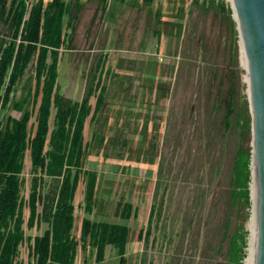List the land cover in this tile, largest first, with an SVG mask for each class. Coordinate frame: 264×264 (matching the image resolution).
I'll use <instances>...</instances> for the list:
<instances>
[{"label":"rangeland","instance_id":"obj_1","mask_svg":"<svg viewBox=\"0 0 264 264\" xmlns=\"http://www.w3.org/2000/svg\"><path fill=\"white\" fill-rule=\"evenodd\" d=\"M118 1L79 0L83 8L78 17L73 21L72 9L65 18L57 89L77 101L91 81L101 80L108 101L106 112L93 117L92 95L84 128V168L96 171L97 189L95 207L88 213L87 178L81 176L72 230L79 242L76 264L120 263L112 245L100 263L94 246H82L80 230L86 217L127 223V264H232L228 253L237 212L230 207L229 182L237 137L223 119L231 97L240 103L248 96L232 2ZM0 36L11 38L3 16ZM35 84L30 67L14 87L12 102L29 88L35 91ZM40 98L30 122L33 130ZM7 114L19 116L7 107L0 109V120ZM54 114L55 109L51 128ZM24 162L21 195L27 219L33 179L30 151ZM127 201L137 210L128 220L120 216ZM45 227L25 224L24 230L33 238ZM31 243L25 239L19 246L18 262L29 264Z\"/></svg>","mask_w":264,"mask_h":264},{"label":"trees","instance_id":"obj_2","mask_svg":"<svg viewBox=\"0 0 264 264\" xmlns=\"http://www.w3.org/2000/svg\"><path fill=\"white\" fill-rule=\"evenodd\" d=\"M82 8L79 0H0V16L8 22L11 36L10 39L0 36V109L11 107L19 113L18 117L7 114L0 120V264H24L16 259L25 239L32 240L29 264H76L79 242L72 232L76 219L74 199L83 174L87 178L86 211L91 213L96 204L97 174L95 170L84 168L87 149L84 127L92 111V95H96L93 116L106 112V87L101 80H93L77 101L57 89L59 56L66 35L65 18L75 9L74 21ZM30 67L36 79L35 91L29 88L19 100L12 102L14 87ZM39 94L40 105L33 130L30 122ZM231 98L223 125L237 137L229 182L230 207L237 212V218L228 255L232 264H244L249 242L246 222L253 204L252 114L248 96L240 103ZM53 109L54 126L51 128ZM27 151H30L33 179L26 202L29 208L26 219L21 175ZM155 211L153 204L149 228ZM136 213L133 203L127 201L122 205L120 216L128 220L136 217ZM25 224L29 228L43 224L46 227L32 238L25 234ZM81 232L82 246H94L99 263L104 261L107 247L113 245L119 254V264H127L130 232L127 223L95 222L86 217Z\"/></svg>","mask_w":264,"mask_h":264},{"label":"water","instance_id":"obj_3","mask_svg":"<svg viewBox=\"0 0 264 264\" xmlns=\"http://www.w3.org/2000/svg\"><path fill=\"white\" fill-rule=\"evenodd\" d=\"M252 114L253 264H264V0H233Z\"/></svg>","mask_w":264,"mask_h":264},{"label":"bare ground","instance_id":"obj_4","mask_svg":"<svg viewBox=\"0 0 264 264\" xmlns=\"http://www.w3.org/2000/svg\"><path fill=\"white\" fill-rule=\"evenodd\" d=\"M231 2L233 3V0H231ZM241 53H242V60H243V65H246V57H245V53H244V50H243V44H242V40H241ZM253 212V211H252ZM249 226L251 227V237L254 233V226H253V213L251 215V218H250V224ZM251 240V238H250ZM247 258L245 260V264H253V255H252V240L250 241V246H249V249H248V254H247Z\"/></svg>","mask_w":264,"mask_h":264},{"label":"crops","instance_id":"obj_5","mask_svg":"<svg viewBox=\"0 0 264 264\" xmlns=\"http://www.w3.org/2000/svg\"><path fill=\"white\" fill-rule=\"evenodd\" d=\"M119 1H123V0H119ZM119 1H118V2H119ZM125 1H126V0H125ZM125 1H123V2H125ZM143 2H144V0H143ZM154 2H155V0H154L153 2H146V1H145L144 3H154ZM81 4H82V3H81ZM115 7H116V8H120V7H118V6H115ZM156 13L158 14V16H160V13H159L158 11H156ZM57 82H58V81H57ZM84 93H85V92H84ZM65 95H66V94H65ZM66 96H67V95H66ZM83 96H84V94H83ZM83 96H82V97H83ZM68 97H69V96H68ZM82 97H81V98H82ZM91 97H92V96H91ZM71 99H72V98H71ZM95 102H96V100H95ZM95 105H96V104H95ZM93 112H94V111H93ZM97 114H98V113H97ZM89 115H90V114H89ZM92 116H93V114H92ZM93 117H94V116H93ZM84 128H85V127H84ZM86 212H87V211H86ZM91 213H92V212H91ZM83 220H84V219H83ZM82 222H83V221H82ZM81 226H82V224H81ZM80 232H81V230H80ZM81 234H82V232H81ZM112 246H113V245H112ZM108 247H109V246H108ZM114 247H115V246H114ZM75 260H76V259H75Z\"/></svg>","mask_w":264,"mask_h":264}]
</instances>
